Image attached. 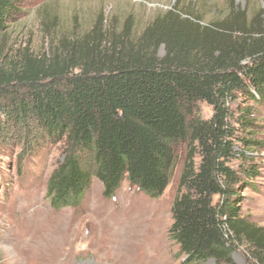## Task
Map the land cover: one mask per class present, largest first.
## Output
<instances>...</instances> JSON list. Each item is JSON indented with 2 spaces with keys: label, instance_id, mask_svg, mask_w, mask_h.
I'll list each match as a JSON object with an SVG mask.
<instances>
[{
  "label": "trees",
  "instance_id": "trees-1",
  "mask_svg": "<svg viewBox=\"0 0 264 264\" xmlns=\"http://www.w3.org/2000/svg\"><path fill=\"white\" fill-rule=\"evenodd\" d=\"M21 1L0 0V35ZM161 23L146 28L137 48L130 41L118 49L116 39L104 51L95 45L96 63L86 55L60 61L54 54L49 63L28 56L17 71L0 64V136L8 141L10 131L32 126L29 136L68 144L47 181L55 210L79 207L93 176L109 199L124 180L160 197L178 146L185 144L168 230L182 264L232 263L243 245L264 264V227L243 214L245 192L256 189L264 172L258 161L264 149V39L239 50L220 48L197 63L180 55L186 44L177 43L178 33L161 31ZM99 31L96 25L94 33ZM155 34V45L168 49L160 61L151 52L143 56V49L153 52ZM104 57L110 62L101 63ZM200 102L212 107L210 118L198 115Z\"/></svg>",
  "mask_w": 264,
  "mask_h": 264
},
{
  "label": "rangeland",
  "instance_id": "rangeland-1",
  "mask_svg": "<svg viewBox=\"0 0 264 264\" xmlns=\"http://www.w3.org/2000/svg\"><path fill=\"white\" fill-rule=\"evenodd\" d=\"M160 20L161 31L178 33L177 43L186 44L184 50L177 45L182 57L204 62L219 55L220 48L239 50L264 39V0H22L0 35V64L17 71L28 56L49 63L54 54L60 61L86 55L96 63L95 45L104 51L116 39L118 49L129 48L130 41L137 48L146 28ZM96 25L100 31L94 33ZM78 39L84 44L73 45ZM156 41L157 34L153 52L143 49V56L152 53L160 61L168 49ZM259 112L264 120V105ZM212 114L210 105L199 103V116ZM32 129L10 131L8 141L0 136V264H182L184 257L168 230L185 144L178 146L160 197L151 198L124 180L109 199L93 176L79 207L55 210L46 197L47 181L68 144L29 136ZM258 161L264 162V149ZM257 182L256 189L245 192L243 214L264 227V172ZM249 250L240 246L232 263L210 259L205 264H259Z\"/></svg>",
  "mask_w": 264,
  "mask_h": 264
}]
</instances>
